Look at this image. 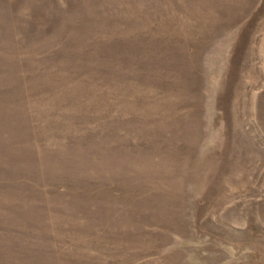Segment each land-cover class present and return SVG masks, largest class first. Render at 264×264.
Segmentation results:
<instances>
[{"label": "rangeland", "instance_id": "1", "mask_svg": "<svg viewBox=\"0 0 264 264\" xmlns=\"http://www.w3.org/2000/svg\"><path fill=\"white\" fill-rule=\"evenodd\" d=\"M0 264H264V0H0Z\"/></svg>", "mask_w": 264, "mask_h": 264}]
</instances>
